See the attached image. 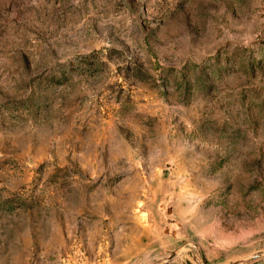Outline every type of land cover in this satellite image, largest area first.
Masks as SVG:
<instances>
[{
	"label": "rangeland",
	"instance_id": "1",
	"mask_svg": "<svg viewBox=\"0 0 264 264\" xmlns=\"http://www.w3.org/2000/svg\"><path fill=\"white\" fill-rule=\"evenodd\" d=\"M0 264H264V0H0Z\"/></svg>",
	"mask_w": 264,
	"mask_h": 264
}]
</instances>
